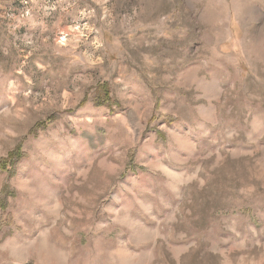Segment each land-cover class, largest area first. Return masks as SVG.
<instances>
[{"label":"rangeland","instance_id":"1","mask_svg":"<svg viewBox=\"0 0 264 264\" xmlns=\"http://www.w3.org/2000/svg\"><path fill=\"white\" fill-rule=\"evenodd\" d=\"M0 264H264V0H0Z\"/></svg>","mask_w":264,"mask_h":264},{"label":"trees","instance_id":"2","mask_svg":"<svg viewBox=\"0 0 264 264\" xmlns=\"http://www.w3.org/2000/svg\"><path fill=\"white\" fill-rule=\"evenodd\" d=\"M54 121H55V118H49L47 122H48V123H52V122H54Z\"/></svg>","mask_w":264,"mask_h":264}]
</instances>
